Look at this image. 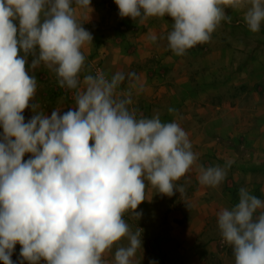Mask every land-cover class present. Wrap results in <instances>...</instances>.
<instances>
[{
  "label": "clouds",
  "instance_id": "clouds-1",
  "mask_svg": "<svg viewBox=\"0 0 264 264\" xmlns=\"http://www.w3.org/2000/svg\"><path fill=\"white\" fill-rule=\"evenodd\" d=\"M121 17H171L168 47L177 55L208 42L226 8L242 11L252 32L264 24V0H115ZM92 13L91 0H0V261L16 264H134L143 229L125 220L145 200L146 181L159 193L183 194L175 183L196 164L187 132L175 121L137 116L131 92H118L136 74L96 70L83 75L82 48L93 35L76 10ZM160 37L151 33L153 42ZM28 56L32 59L29 62ZM43 62L59 86L75 90V106L37 111ZM33 115L27 121L26 108ZM172 111V109H169ZM91 141V143H90ZM26 154H31L25 159ZM198 165L201 184L215 187L226 168ZM218 227L235 264H264V200L247 188L239 202L218 212ZM127 241L126 243L124 241ZM149 264H158L150 260Z\"/></svg>",
  "mask_w": 264,
  "mask_h": 264
},
{
  "label": "rangeland",
  "instance_id": "rangeland-1",
  "mask_svg": "<svg viewBox=\"0 0 264 264\" xmlns=\"http://www.w3.org/2000/svg\"><path fill=\"white\" fill-rule=\"evenodd\" d=\"M94 1L91 0L92 13L79 8L75 13L77 22L83 23L86 30L99 33L96 41L89 42L92 47L85 44L82 52L94 49L97 53L102 49L104 56L112 62L118 58L120 66H124L128 73H136L137 65L154 67L152 76L141 74L144 85L139 95L142 99L129 107L138 117L150 118L158 112L162 122L175 121L187 132L193 151L198 153L196 164L175 182L184 185L183 194L175 192L168 196L159 193L146 181L145 200L136 209L142 212L140 219L131 210L124 214L133 231L136 225L144 230L143 250L137 251L134 264H149L153 259L158 264H235L232 247L222 237L217 220L222 208H230L239 202L241 187L264 200V174H258L262 171L260 167L264 166V24L259 32H252L242 11L226 8L232 17L231 23L222 21L208 42L193 46L184 55L172 57L178 65L169 68L165 62L161 67L159 59L133 56L138 35L148 29L140 30L138 25L123 21L118 6H113L111 14H105L109 9L104 6L107 0H98L102 5L98 11L101 16L97 22L93 21L96 14ZM155 20L151 24L142 23V27L155 28L159 39L164 40L170 32L168 24L173 23L172 18L155 17ZM163 40L157 43L161 44ZM31 59L28 56L29 62ZM93 60L91 56L88 66L85 65L93 75L95 68H100L109 78L117 71L107 70L112 65L107 66L105 59ZM44 66L41 62L37 69H32V74ZM44 74L48 76L53 72L48 68ZM174 79L182 85H189L178 90L177 103L170 105L169 97L174 93L165 86L172 85ZM129 81L127 77L125 83ZM125 83L122 82L117 90ZM43 89L38 83L34 102L39 104L37 111L46 113L47 99L38 95L44 94ZM159 97L161 104L154 103ZM189 97L195 100L185 102ZM23 115L27 121L33 112L26 108ZM29 155L26 154L25 159ZM229 162L231 165L226 168L227 174L219 185L212 187L200 183L198 165L224 167ZM250 165L258 166L253 169L257 175L244 178L239 170ZM21 247L17 243L12 254L16 264H20ZM114 253L115 246L104 254L109 264ZM24 264L28 262L24 261Z\"/></svg>",
  "mask_w": 264,
  "mask_h": 264
},
{
  "label": "crops",
  "instance_id": "crops-1",
  "mask_svg": "<svg viewBox=\"0 0 264 264\" xmlns=\"http://www.w3.org/2000/svg\"><path fill=\"white\" fill-rule=\"evenodd\" d=\"M99 2L100 1L95 0L94 4H93V6H96V14L93 17V21L95 19V22H97L98 18L101 16L98 11H99V9H100V7L102 5L100 6ZM114 5L117 6L116 4H114V0H107L105 2L104 6L109 8L110 10L109 9H108L109 11L106 10L105 14H111ZM122 20L127 22V23H131L133 25L134 24L138 25L140 30H143L144 28L148 29L147 32H144V33H140L139 32L140 34L138 35L139 38L137 40L138 41L137 50L133 52V56H141V57L144 56V57H147V58L159 59L161 61V63H160L161 67H163V65H165V62L167 63L169 68H173L175 65H178L177 64V60L172 59V57L176 58L178 55L175 54L174 51L171 50L168 47V41H167L166 37L164 38V40H163V38L157 40V41L163 40L164 42L161 43V44L157 43V41L153 42L152 40L149 39V36H150L151 33H156L155 32L156 29L153 28L151 30V28L149 26L142 27L143 24H151L152 22L155 23L156 22L155 17H149L147 19V21L145 20L143 22V24L139 22V18H137V20L134 21L131 17H122ZM112 23H114V22H112ZM168 25L170 26L169 31H171L172 23H169ZM97 28H98V26L95 29H97ZM156 34H157V36L159 35L158 33H156ZM92 35H93V41H96L98 36H99V33L95 32V33H92ZM85 44H86V47H92L91 44H89V42H86ZM167 48H169V52L167 51ZM87 52L88 53H84V55L86 57V59H85L86 67L88 66L87 63L90 62V59H91V56H92L93 59H94L93 61H98V60H100V58L105 59V62H106L107 66H109V64L112 65L110 67V69H107L109 71H112V73H113V71L115 69L117 71H123L125 74L128 73V71L126 70V68L124 66H120L118 58H115L113 60V62H112V60H110V58L104 56V54L102 53V49L97 51V53L95 52L94 49H92V51H91V49H89ZM167 52H168V54H167ZM108 54H109V52H108ZM142 61L144 62L145 60H142ZM142 65H144V64H142ZM142 65L135 66V67H137V72L135 73V71H134L136 76L134 78L130 79V81L128 83H125V80H126L125 79L123 81V83H125V85H123V87L120 90H117L118 92H124V93L131 92V94H133L132 95V103H134V102H138L139 103V101H140L139 99L141 98L139 93L142 91V87L144 85V81L142 80L141 74L142 73H143L142 75L150 74V76H152V73H155V71H154L155 68L154 67H152L150 69L148 67H145V65L143 67H141ZM35 69H37V68H35ZM47 69L48 68L46 66H44V69L42 68V70H40V69L37 70V73H36L37 75L35 74L36 79H37V84L39 83V84L43 85V87H44V89H43L44 90V94L42 92V93H40L38 95H40V96L42 95L44 100L47 99V103L49 104L48 105V110H47L46 113H48L50 115L51 111L53 109H62V111H67L68 107L75 106V90L67 89V88L59 86L58 81H57V76H56L55 72H53L52 70L49 69L51 72H53V74L48 75L49 77L47 76V74L46 75L44 74L45 72H47ZM43 70H44V72H43ZM89 72H90V70H87L86 68H84V70L80 74L81 78L83 77V75H85V74H87ZM150 76H149V78H150ZM126 78H127V75H126ZM208 81H211V79L209 77H208ZM171 82L173 83L172 85H166L165 86V88H168V90H170V91L172 90L173 93H174L173 97H169L170 101H171L169 103L170 105L177 103L178 90L182 89L183 87L187 88L188 85H189V84H186V85L183 84L184 85L183 86L180 81L175 80V79L171 80ZM191 87H192V83H191ZM191 100H195V98H190L189 97V98L186 99L185 102L191 101ZM161 101H162L161 97H159V98H157V100H154V103H156V104L160 103L161 104ZM140 105H141V103H140ZM29 111H31L30 107H29ZM42 112L44 113L45 111L42 110ZM90 143H91V141H90ZM257 167L253 166V165L245 166V167L240 168L239 171L241 172V175L244 178H252L253 176L257 175V173L253 171V169H257ZM241 169H243V170H241ZM260 169L262 171L260 173H258V174L263 176V174H264V166L260 167ZM263 179H264V176H263ZM105 257L106 256L104 255V258Z\"/></svg>",
  "mask_w": 264,
  "mask_h": 264
},
{
  "label": "built area",
  "instance_id": "built-area-1",
  "mask_svg": "<svg viewBox=\"0 0 264 264\" xmlns=\"http://www.w3.org/2000/svg\"><path fill=\"white\" fill-rule=\"evenodd\" d=\"M98 69L101 70L100 68H95V69H94V75H95V73H96V70H98Z\"/></svg>",
  "mask_w": 264,
  "mask_h": 264
}]
</instances>
